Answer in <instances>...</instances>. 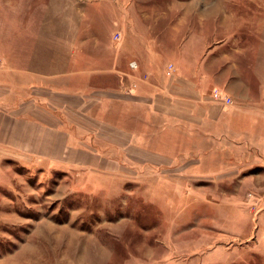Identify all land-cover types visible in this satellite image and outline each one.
<instances>
[{
    "label": "crops",
    "instance_id": "obj_1",
    "mask_svg": "<svg viewBox=\"0 0 264 264\" xmlns=\"http://www.w3.org/2000/svg\"><path fill=\"white\" fill-rule=\"evenodd\" d=\"M122 1H102L97 16L120 23L121 30H99L104 36L92 43L94 55L81 26L72 27L77 0H64L59 27L64 34L83 33L79 42L68 36L58 43L46 36L57 32L50 10L35 31L39 21H25L21 5L11 7L13 15L9 5L0 4V161L86 172L124 186L125 179L180 167L185 156L169 153L161 140L168 125L175 131L186 125L192 135H211L215 143H260L255 147L264 158V80L256 75V63L248 61V50L233 34L211 38L185 23L203 16L225 27L226 11L211 0L203 6L200 0H178L180 18L169 34L144 20L166 12L124 8ZM81 2L79 10H84ZM89 12L86 6V16ZM216 90L232 101L215 100ZM239 156L213 152L202 160L211 161V173L226 174L228 163Z\"/></svg>",
    "mask_w": 264,
    "mask_h": 264
},
{
    "label": "rangeland",
    "instance_id": "obj_2",
    "mask_svg": "<svg viewBox=\"0 0 264 264\" xmlns=\"http://www.w3.org/2000/svg\"><path fill=\"white\" fill-rule=\"evenodd\" d=\"M80 1L84 10H79ZM102 1L72 4V27L81 26L86 33L91 55L95 54L96 36H104L99 30L106 26L121 30L120 23H106L97 16ZM177 1L122 2L124 8L130 4L134 9L166 12L144 20L171 34L170 28L180 18L175 11ZM3 2L9 5L8 11L21 5L25 21H39L35 31L40 30L45 10H50L57 32L46 36L58 43L68 36L79 42L83 36L73 31L64 34L59 27L64 0ZM211 5L226 11L228 26L203 16L186 18L187 26L206 31L211 38L233 34V40L248 50V61L256 63V75L264 80V0H211ZM117 20L129 22L127 18ZM30 40V35L25 37L24 45ZM215 92L220 93L215 100L225 102L226 94ZM170 128L160 132L161 140L164 149L169 146V153L185 156L177 163L180 167L153 172L148 178L125 179L129 182L124 186L114 178L89 177L86 172L1 160L0 264H264V158L263 151L255 147L260 143L239 146L234 139L215 143L211 135H192L186 125L177 131ZM213 152L240 156L228 163L231 171L218 176L211 173V161L202 160Z\"/></svg>",
    "mask_w": 264,
    "mask_h": 264
},
{
    "label": "built area",
    "instance_id": "obj_3",
    "mask_svg": "<svg viewBox=\"0 0 264 264\" xmlns=\"http://www.w3.org/2000/svg\"><path fill=\"white\" fill-rule=\"evenodd\" d=\"M131 64H132V66H136V63L134 61ZM214 97H215V99L216 98L219 99L220 98V93L219 92H215L214 93ZM224 99H225L224 101L228 102V103H230L232 101V98L227 96V95L224 96Z\"/></svg>",
    "mask_w": 264,
    "mask_h": 264
}]
</instances>
